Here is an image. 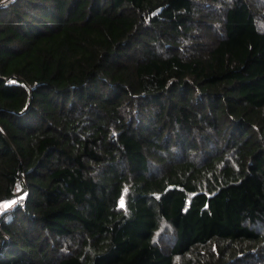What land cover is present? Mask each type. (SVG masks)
Returning <instances> with one entry per match:
<instances>
[{"label":"trees","instance_id":"1","mask_svg":"<svg viewBox=\"0 0 264 264\" xmlns=\"http://www.w3.org/2000/svg\"><path fill=\"white\" fill-rule=\"evenodd\" d=\"M0 0V264H264V0Z\"/></svg>","mask_w":264,"mask_h":264},{"label":"rangeland","instance_id":"2","mask_svg":"<svg viewBox=\"0 0 264 264\" xmlns=\"http://www.w3.org/2000/svg\"><path fill=\"white\" fill-rule=\"evenodd\" d=\"M13 202L12 203H4L0 205V214H2V212H4L5 210H9L10 208H12L13 206Z\"/></svg>","mask_w":264,"mask_h":264},{"label":"built area","instance_id":"3","mask_svg":"<svg viewBox=\"0 0 264 264\" xmlns=\"http://www.w3.org/2000/svg\"><path fill=\"white\" fill-rule=\"evenodd\" d=\"M16 0H2V4H4L5 6L11 5L12 3H14Z\"/></svg>","mask_w":264,"mask_h":264},{"label":"snow or ice","instance_id":"4","mask_svg":"<svg viewBox=\"0 0 264 264\" xmlns=\"http://www.w3.org/2000/svg\"><path fill=\"white\" fill-rule=\"evenodd\" d=\"M13 203H15V201H13Z\"/></svg>","mask_w":264,"mask_h":264}]
</instances>
